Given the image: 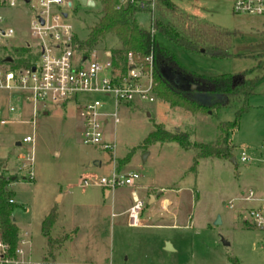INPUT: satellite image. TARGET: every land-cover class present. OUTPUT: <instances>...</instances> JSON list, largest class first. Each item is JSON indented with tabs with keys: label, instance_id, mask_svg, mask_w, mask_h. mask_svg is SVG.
<instances>
[{
	"label": "rangeland",
	"instance_id": "374dc122",
	"mask_svg": "<svg viewBox=\"0 0 264 264\" xmlns=\"http://www.w3.org/2000/svg\"><path fill=\"white\" fill-rule=\"evenodd\" d=\"M65 1L70 7L64 8L66 17L61 24L69 25L73 37L83 41L101 16V4L91 0L94 7H81L77 0ZM170 1L193 19L233 34L232 46L224 57L190 53L156 35L157 44L169 51L180 66L206 77L246 72V77L257 79L248 111L229 134L234 163L201 159L194 174L190 172L194 151H185L174 142L151 144L144 149L140 146L156 125L186 134L191 143H212L219 135L218 125L234 120L240 108L237 104L212 114L170 107L158 97L150 103L119 104V123L106 127V133L116 141L111 155L81 142L75 103L41 105L33 118L32 107L23 101L22 93L0 91V175L14 178L7 189L15 204L12 217L26 241L20 245L27 252L22 256L24 264H264V226L246 223L247 212L234 201L249 191L255 197L259 175L264 173V95L260 93L264 88V17L233 14L231 0ZM29 6L33 8L22 15L21 11ZM38 12L36 3L4 12L8 26L15 32L11 45L34 42L29 22ZM57 13L51 11L52 15ZM136 22L143 29L149 28L146 14L136 15ZM117 47V38L108 35L87 53L103 62L105 53ZM168 76L180 79L171 71ZM190 95L203 103L210 102L203 91ZM87 98L107 102L105 110L114 111L112 101L101 95ZM9 107L14 111L9 112ZM33 129V165L23 169L19 156L29 155L31 146L22 143V138L31 135ZM241 153L249 161L241 162ZM113 165L118 175L134 173L138 179L130 186L117 187L112 201V197L104 199L95 184L100 177L110 178ZM83 180L92 184L81 186ZM132 186L142 188L139 197L145 202V226L139 228L125 227L120 218L110 216L118 205L128 203L127 190ZM146 189L156 198L151 205L147 204ZM176 189H180L182 202L173 227L176 206L172 204L171 214L166 216L161 200L174 198L170 190ZM159 192L163 193L158 196ZM229 203L236 207L229 209ZM262 206L260 211L264 213ZM51 210H55L56 220L48 242L42 234V223ZM244 210L256 209L249 206ZM189 219L192 227L185 228ZM18 257L15 255L16 260Z\"/></svg>",
	"mask_w": 264,
	"mask_h": 264
},
{
	"label": "built area",
	"instance_id": "2783aa9c",
	"mask_svg": "<svg viewBox=\"0 0 264 264\" xmlns=\"http://www.w3.org/2000/svg\"><path fill=\"white\" fill-rule=\"evenodd\" d=\"M31 3H36L39 9L37 16L31 17L29 22L30 37L34 42L27 41L20 46L11 45L9 41L13 39L15 32L8 26L4 12ZM231 3L233 14L264 17V0H231ZM68 4L65 0H0V91L22 93L23 101L32 107L33 118L41 105L64 106L75 103L78 107L77 120L81 123V142L114 155L116 141L106 133V127L119 123L117 106L156 100L153 56L150 54L143 59H137L128 53L122 71L121 68L113 66L110 51L105 53L103 62L93 55L78 52L77 45L72 43L71 27L61 24V20L65 18L64 8ZM32 8L29 6V9L21 11V14L26 16ZM151 9L154 10V3L151 4ZM56 10L57 15H52L51 11ZM16 48H26L29 51L31 58L27 66H20L16 57L7 54ZM7 58L11 61L6 62ZM92 94L111 100L114 111L105 110L107 102L88 99ZM8 111L13 112L14 109L9 107ZM31 124L34 127V120ZM22 143L31 146L29 155L19 156L23 162L22 168H31L34 160V129L31 135L22 138ZM240 161L245 163L249 158L241 153ZM112 169L110 178L100 177L95 185L114 191L117 187L130 186L133 180L138 179V175L134 173L118 175L114 165ZM29 178H33L30 171ZM91 184L88 180L82 181L84 187ZM131 199L132 203L123 215L128 227L137 228L142 225L141 215L145 202L134 191L131 192ZM234 201L246 203L255 201V198L252 191H249L246 196ZM228 207L234 209L236 206L229 203ZM241 209L247 212L246 223L249 222L255 227L264 226V213L260 210ZM0 249V264H23L16 259L1 257L6 250L1 241ZM21 254L22 251L16 249L15 255Z\"/></svg>",
	"mask_w": 264,
	"mask_h": 264
},
{
	"label": "trees",
	"instance_id": "16d2710c",
	"mask_svg": "<svg viewBox=\"0 0 264 264\" xmlns=\"http://www.w3.org/2000/svg\"><path fill=\"white\" fill-rule=\"evenodd\" d=\"M102 12L98 22L89 30L88 36L81 41L72 38L78 52H87L95 48L108 35H114L119 47L110 51L113 66L124 71L126 55L131 53L137 59L153 56V80L156 97L168 103L170 107H178L190 113L212 114L232 104L239 105L235 118L231 122L218 125L219 135L209 144L191 143L188 136L179 131H166L161 125L143 140L140 148L144 149L156 143H176L185 151H194L195 157L190 172H196L198 161L206 158L230 160L233 158L234 146L229 134L238 128L241 115L249 109L248 100L253 95L255 78L246 77V72L237 75H219L206 77L196 74L180 66L172 54L159 46L156 35L172 42L178 48L190 53L210 54L224 57L232 46V33L218 27L202 23L186 15L170 0H99ZM154 3V10L151 4ZM146 14L149 17V28L143 29L136 22V15ZM26 48H16L7 53L16 57L20 66H27L31 58ZM171 72L178 74L180 79L173 80L168 76ZM194 85L192 90L190 86ZM203 91L210 102L203 103L194 99L190 93ZM10 177L0 175V241L6 250L3 258L15 259L18 246L19 230L12 212L14 209L13 195L7 187ZM12 201V202H10ZM56 220L55 210H51L42 223V234L49 242V232ZM264 230V228H261ZM235 264L236 261L234 262Z\"/></svg>",
	"mask_w": 264,
	"mask_h": 264
},
{
	"label": "crops",
	"instance_id": "0c3cea01",
	"mask_svg": "<svg viewBox=\"0 0 264 264\" xmlns=\"http://www.w3.org/2000/svg\"><path fill=\"white\" fill-rule=\"evenodd\" d=\"M184 12V11H182ZM185 13V12H184ZM186 15L192 17L191 15L185 13ZM261 94L264 95V88L262 90V92H260ZM46 114V113H45ZM263 146V145H262ZM99 165V164H98ZM90 166V165H89ZM259 183L256 185L255 187V191H256V194H255V201L253 202H246V203H239V208H245V207H254L256 210H261V208L263 207L262 205H264V173L260 174L259 175ZM80 185L82 186V183H80ZM102 190V195H103V198L104 199H109L110 197H112V201H113V194L112 192L113 191H108L106 189H103L101 188ZM142 188L141 187H137V186H132L131 188H129V190H127V200H128V203L126 204H122V205H118L117 206V211L114 212V211H111V214H114L115 216L111 218H120L121 220V224L125 227H128L127 224H126V221H125V218H124V215L123 213L130 207L131 203H132V199H131V192L134 191L136 193V195L139 197V191H141ZM149 190V189H148ZM146 189V192L148 191ZM160 191H163L162 189H159ZM171 193H174V198L170 197V196H166V197H163L162 200H161V209L163 210V212L165 213L166 216L170 215L171 213L169 212V208L173 205H175V213L173 214V217H174V223L172 224V226L174 227V224H175V218H176V213L178 212V208L182 202V196L179 195L180 193V189H176V190H170ZM148 193V192H147ZM145 193V194H147ZM161 193L163 192H159L158 193V196L161 195ZM144 194V193H143ZM246 196V195H245ZM240 197H244V196H240ZM240 197H237L235 199H238ZM140 198V197H139ZM57 199H61V195H58L57 196ZM155 200L156 198L151 194V193H148V202L147 204L148 205H151L153 203H155ZM174 200V201H173ZM143 212H144V209H143ZM143 212H142V215H141V220H142V225L141 226H145V220L142 218L143 216ZM14 220V219H13ZM15 222V220H14ZM140 226V227H141ZM185 228H191L192 227V222H191V219H189L186 223V225L184 226ZM130 228V227H128ZM139 228V227H137ZM19 230V228H18ZM72 236V234L70 235ZM25 243L26 241H24L21 237H20V230H19V240H18V249L22 251V254L19 255L18 257V261H20L21 263H23V258L22 256L27 253L25 250L21 249L20 245L21 243ZM28 250V249H27ZM24 264V263H23ZM66 264H71V263H66Z\"/></svg>",
	"mask_w": 264,
	"mask_h": 264
},
{
	"label": "water",
	"instance_id": "95a60500",
	"mask_svg": "<svg viewBox=\"0 0 264 264\" xmlns=\"http://www.w3.org/2000/svg\"><path fill=\"white\" fill-rule=\"evenodd\" d=\"M77 3H78L81 7H94V5H95L94 2L91 1V0H77ZM68 6L70 7V4H68ZM63 16L66 17V14H64ZM40 22H41V24H43V21H42V20H40ZM10 61H11L10 58H7V59H6V62H10ZM32 70H34V69H32ZM190 88H191V89H194L195 86L192 85V86H190ZM19 145H20V143L17 142V143H16V146H19ZM230 161H231L232 163H234V159H233V158L230 159ZM95 164H96V163H95ZM11 180H14V178H12ZM215 224H216V225L220 224L219 219H217V221H216ZM167 246H168V245H167Z\"/></svg>",
	"mask_w": 264,
	"mask_h": 264
}]
</instances>
